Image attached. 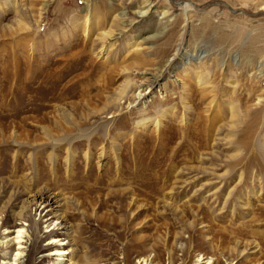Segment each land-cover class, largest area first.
Instances as JSON below:
<instances>
[{
  "label": "rangeland",
  "instance_id": "obj_1",
  "mask_svg": "<svg viewBox=\"0 0 264 264\" xmlns=\"http://www.w3.org/2000/svg\"><path fill=\"white\" fill-rule=\"evenodd\" d=\"M43 190L26 264H264V0H0V220Z\"/></svg>",
  "mask_w": 264,
  "mask_h": 264
},
{
  "label": "bare ground",
  "instance_id": "obj_2",
  "mask_svg": "<svg viewBox=\"0 0 264 264\" xmlns=\"http://www.w3.org/2000/svg\"><path fill=\"white\" fill-rule=\"evenodd\" d=\"M147 2L149 0H146ZM185 7L189 4H184ZM150 7L148 9L141 10L137 12V14L144 18L146 15L149 14ZM170 9L164 12L165 14L168 13ZM91 14V13H90ZM89 13L87 14L86 18L88 17ZM92 15V14H91ZM93 16V15H92ZM117 17V16H116ZM121 18H124V15L120 14ZM86 29L88 28L89 20L85 22ZM85 27V26H84ZM106 31V30H105ZM103 38H108V36H113L111 31L103 32ZM196 57V56H195ZM262 72V71H260ZM208 77V75H206ZM202 78L201 75H197V78L200 80L199 83L202 82L203 84H208L210 80L208 78ZM202 78V79H201ZM210 79V78H209ZM143 96L139 95L136 96L137 100H140ZM146 125L147 123H142ZM161 126V119H157L155 122V127L158 128ZM72 155H69V165L72 163ZM55 159V156H54ZM105 159V158H104ZM35 181L40 180V176L34 179ZM39 182V181H38ZM32 199L28 200V204L30 206L31 214L28 210L24 211V213L15 214L12 212H8V218L15 219L14 223L8 227V223L6 220H0V229H4L3 238L0 242V252L3 253V260L1 264H26L25 257H29L31 255L32 246L34 242L39 243L40 240L45 239L47 241V245L49 247L48 254L45 252H40V256L38 257L39 261H45L48 257H60L65 254L70 255L66 249L61 248V245L68 239L67 232H70V229L67 228L65 220L62 216H59V205L57 204V198L54 195H51L49 192L41 191L34 196H30ZM27 209V207H26ZM32 213H35V216L40 217L44 227L49 232L45 238L42 239L38 236V233L34 230L37 228L38 224L31 220ZM7 214V213H0V216ZM4 218V217H3ZM25 222H29V228L24 225ZM58 227V230H66L63 234H60L55 229ZM30 230L33 231V234H30ZM37 230V229H36ZM72 230V229H71ZM74 235V234H73ZM65 238V239H63ZM71 238V237H70ZM34 240L32 244H30L31 240ZM9 251H12L10 258L6 256L9 254ZM73 252V251H72ZM47 254V255H46ZM208 260V259H207ZM141 263H146V259H142ZM56 264V261H55ZM66 264H81V262H77L74 258H69V262ZM207 264H212L211 260L207 261Z\"/></svg>",
  "mask_w": 264,
  "mask_h": 264
}]
</instances>
